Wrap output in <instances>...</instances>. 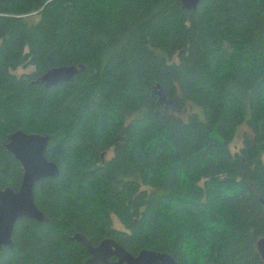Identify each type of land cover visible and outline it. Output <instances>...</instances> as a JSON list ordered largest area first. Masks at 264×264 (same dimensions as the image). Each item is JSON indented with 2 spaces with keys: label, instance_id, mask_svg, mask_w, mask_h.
<instances>
[{
  "label": "trees",
  "instance_id": "16d2710c",
  "mask_svg": "<svg viewBox=\"0 0 264 264\" xmlns=\"http://www.w3.org/2000/svg\"><path fill=\"white\" fill-rule=\"evenodd\" d=\"M64 66L83 70L45 88ZM16 130L50 136L59 176L34 185L45 221L17 220L0 264H84L77 233L264 264V0H0V190L21 183Z\"/></svg>",
  "mask_w": 264,
  "mask_h": 264
},
{
  "label": "water",
  "instance_id": "95a60500",
  "mask_svg": "<svg viewBox=\"0 0 264 264\" xmlns=\"http://www.w3.org/2000/svg\"><path fill=\"white\" fill-rule=\"evenodd\" d=\"M202 1L180 0L183 9L193 11L197 10ZM82 70L83 66L52 68L43 74L40 81L45 88H49L70 81ZM158 96L161 101L160 93ZM49 140L48 135L28 134L22 130H16L7 135L4 147L20 163L23 174L16 191L10 187L0 190V249L1 247L13 248L11 234L17 220L25 218L40 223L45 221L44 215L34 203L33 188L42 179L59 176L56 164L44 156ZM71 240L80 244L88 252L89 258L84 264H178L168 254L148 249H142L134 256L109 238L102 240L97 246H92L80 233L73 235ZM257 248L264 261V238L258 240ZM111 258L116 260L110 262Z\"/></svg>",
  "mask_w": 264,
  "mask_h": 264
},
{
  "label": "rangeland",
  "instance_id": "374dc122",
  "mask_svg": "<svg viewBox=\"0 0 264 264\" xmlns=\"http://www.w3.org/2000/svg\"><path fill=\"white\" fill-rule=\"evenodd\" d=\"M22 72H25V71H23L22 69H18L16 71L17 74H20ZM164 106L165 105H162V107H164ZM167 109H168V112H169V111L173 110L174 107L173 106H170V107L168 106ZM244 132H248V129L245 126H242L238 130L237 136H236L235 140L233 141V143L231 144L232 152H237V151H239L241 149V147L243 145V134H244ZM110 155H111L110 153H107L106 157L109 158ZM115 227L120 228V226L117 223H115Z\"/></svg>",
  "mask_w": 264,
  "mask_h": 264
},
{
  "label": "flooded vegetation",
  "instance_id": "af4514ba",
  "mask_svg": "<svg viewBox=\"0 0 264 264\" xmlns=\"http://www.w3.org/2000/svg\"><path fill=\"white\" fill-rule=\"evenodd\" d=\"M115 260H116L115 258H111V259H109L110 262H113V261H115Z\"/></svg>",
  "mask_w": 264,
  "mask_h": 264
}]
</instances>
